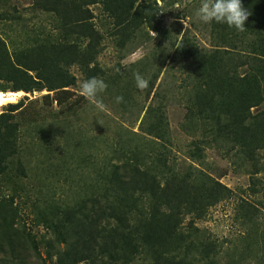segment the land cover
Here are the masks:
<instances>
[{"label": "trees", "instance_id": "1", "mask_svg": "<svg viewBox=\"0 0 264 264\" xmlns=\"http://www.w3.org/2000/svg\"><path fill=\"white\" fill-rule=\"evenodd\" d=\"M241 2L251 12L245 30L208 23L215 39L210 47H200L188 35L175 43L172 35L164 36L174 52L165 57L153 54L157 69L148 76L145 93L151 97L140 107L145 144H122L121 162L100 170L86 196L34 204L33 220L47 235L37 238L26 225L13 194L0 198V264H35L31 256L41 264H231V259L221 261L218 242L196 223L232 191L197 166L191 164L182 172L169 165L170 130L167 103L162 101L167 95L156 81L162 69L158 63L174 60L182 74L178 88L186 109L180 127L191 136L188 154L193 162L201 161L205 148L218 147L254 164L257 151L264 149V0ZM151 3L156 5L155 0H32L31 9L50 15L48 25L4 19L0 90L46 93L33 99L23 95L0 112V175L12 169L13 161L22 168L19 135L25 121L49 142L45 113L52 111L66 121L85 101L74 89L77 77L72 67L83 80L102 78L108 85L103 94L131 96L135 80L130 70L108 73L96 62L103 31L94 21L92 6L99 4L110 20V37L124 47L143 26L154 28ZM17 28H29L26 41L8 37ZM38 101L41 107H35ZM257 172H250L252 194L258 191ZM257 211L246 199L237 203L235 217L245 227L242 246H237L243 257L258 247H253L258 237L264 242ZM261 254L257 264H264V249Z\"/></svg>", "mask_w": 264, "mask_h": 264}, {"label": "rangeland", "instance_id": "2", "mask_svg": "<svg viewBox=\"0 0 264 264\" xmlns=\"http://www.w3.org/2000/svg\"><path fill=\"white\" fill-rule=\"evenodd\" d=\"M155 2L156 5L151 3L154 7V28L143 26L138 31L137 38L124 47L118 46L115 39L110 37L109 30L107 31L110 20L103 14L99 4L92 6L94 21L103 31L96 62L104 71L116 73L126 69L132 74L141 72L147 75L145 79H148L150 73L157 69L153 54L158 53V57H165L168 52H174V47L172 48L168 39L164 38L167 34L172 35L171 43L182 38V35L196 40L200 47H210L214 43L209 24L194 16L200 0ZM31 3L32 0H0V27L7 21L4 19L25 22L29 26L38 23L48 25L50 15L31 9ZM182 21L189 25L187 30ZM24 29L8 30V37L16 41H26L29 38V28ZM2 35L7 37L4 33ZM7 41L11 48V42L8 39ZM158 64L162 69L156 85H161L160 89H165L167 95L166 100L162 101L167 103L165 110L170 130V142L166 149L169 165L182 172L189 169L191 164L197 166L232 191L227 198L211 206L205 218L196 224L218 242L222 262L231 259V264H257L262 257L264 242L258 237L257 244L253 246L258 247L253 248L249 256H241L237 246H242L240 242L245 227L235 217V212L238 201L246 199L258 209V226L262 227L264 224V149L257 151L254 164L241 161L232 151L227 153L218 147L205 148L201 161L193 162L188 154L192 147L191 136L180 127L186 110L178 88L182 74L177 63L171 58H167L164 64ZM144 69L147 71L143 72ZM72 71L77 77L74 89L79 93V83L84 78L76 67H72ZM43 93L46 91L25 93L21 90H0V112L5 110L8 102H17L23 95L33 99ZM145 93L146 90L140 91L135 84L131 90L130 101L129 98H123V102L119 104L115 102L117 95L114 92L102 93L100 99L106 105L104 111L98 110L85 99L76 105L66 121H60L52 115V111H47L45 115L49 124L46 125L45 122V127L49 128V142L41 138L34 125L24 122L19 135L22 168L13 161L12 169L0 175V198L12 194L15 196L14 199L23 214V221L37 238L47 234L45 227L35 224L33 220L34 204L44 206L50 201L67 203L77 200L80 196H86L91 193L89 185L93 181L92 178L100 170L107 164L121 162L119 147L122 144H145V134L139 129L144 112L143 109L140 111V107L147 105L151 97V94L145 96ZM35 104V107H41V101ZM54 109L56 112V108ZM255 169L258 171V181L255 185L258 191L252 194L249 188L250 172ZM137 260L140 262L141 259ZM30 261L41 264L33 256Z\"/></svg>", "mask_w": 264, "mask_h": 264}, {"label": "clouds", "instance_id": "3", "mask_svg": "<svg viewBox=\"0 0 264 264\" xmlns=\"http://www.w3.org/2000/svg\"><path fill=\"white\" fill-rule=\"evenodd\" d=\"M251 12L245 9L241 0H200L199 6L194 11V16L199 21L207 24L215 21L216 23L226 24L229 28H235L237 31L245 30V22ZM183 22V21H182ZM185 29L189 25L183 22ZM179 48V44L177 45ZM136 87L140 91H144L149 86V81L145 79L139 72L133 73ZM108 85L100 77H91L80 81L79 95L83 96L89 103L100 111L106 109L103 100L100 99ZM116 103L123 102V96L115 97Z\"/></svg>", "mask_w": 264, "mask_h": 264}]
</instances>
